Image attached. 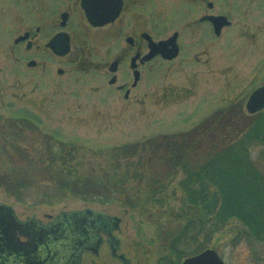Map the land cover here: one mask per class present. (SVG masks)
I'll return each mask as SVG.
<instances>
[{"label":"rangeland","instance_id":"rangeland-1","mask_svg":"<svg viewBox=\"0 0 264 264\" xmlns=\"http://www.w3.org/2000/svg\"><path fill=\"white\" fill-rule=\"evenodd\" d=\"M65 1L0 0V130L28 113L43 134L77 146L72 164L80 171L112 178L117 170L121 176L127 163L115 168L116 151L196 129L234 105L249 114L251 94L264 87V0H149L151 6L145 4L141 11L143 20L127 11L120 27L103 29L91 27L77 11L65 29L72 36L71 53L58 56L48 43L60 30ZM208 2L215 5L212 11ZM207 14L228 16L233 24L217 36L210 24L200 22ZM143 31L157 41L179 32L181 52L174 60L159 56L140 66L141 79L132 87L135 50L125 38ZM143 52H148L146 45ZM120 56L126 59L117 72L118 82L110 85L109 66ZM31 61L35 67L29 66ZM124 84L131 89L128 98L119 90ZM183 178L179 168L161 192V203L139 191L133 180L125 181L127 190L137 195L133 204L120 198L101 205L80 197L53 205L23 204L4 187L0 202L12 205L21 219L36 215L44 222L47 215L86 208L115 215L123 221L118 235L132 264H159L164 258L182 264L185 258L179 259L166 243L173 228L185 223ZM217 239L213 249L226 264H264V243L234 246L224 234ZM83 264L118 262L105 249L100 258L85 255Z\"/></svg>","mask_w":264,"mask_h":264},{"label":"trees","instance_id":"trees-1","mask_svg":"<svg viewBox=\"0 0 264 264\" xmlns=\"http://www.w3.org/2000/svg\"><path fill=\"white\" fill-rule=\"evenodd\" d=\"M19 117L0 130V187L17 201L53 205L80 197L105 205L122 198L133 204L137 195L125 185L133 180L161 203L167 181L181 168L185 223L166 243L179 259L217 249L219 234L234 246L264 243V110L250 115L234 105L196 129L124 147L113 161L118 169L127 163L125 172L118 176L116 170L112 178L80 171L72 164L75 144L43 134L28 113ZM159 264L175 263L164 258Z\"/></svg>","mask_w":264,"mask_h":264},{"label":"flooded vegetation","instance_id":"flooded-vegetation-1","mask_svg":"<svg viewBox=\"0 0 264 264\" xmlns=\"http://www.w3.org/2000/svg\"><path fill=\"white\" fill-rule=\"evenodd\" d=\"M148 1L149 0H66L67 7L62 10L60 14V30H58L55 35L61 32L67 33L70 37V46L72 50V36L65 29L68 27L73 13L80 11L88 24L95 29L114 26L120 27L123 22L122 17L127 11H131L135 14V20H143L142 16L144 13L141 11H143L145 4L151 6ZM59 5H61V2H58L55 8ZM214 8L215 5L212 9L208 7L211 11ZM87 12L101 14H113L118 12V16L115 20L106 25L96 27L91 24L87 18ZM64 15L67 16V20L66 24L63 26ZM209 15L215 14H207L204 17ZM204 17H202L200 22L208 23L213 28L210 22L203 21ZM40 30L41 29L38 27L37 32L39 33ZM144 34H148L154 41L159 42L147 31L141 32L137 35L138 37L136 35H130L125 38V42L129 45V48L135 50V55L131 58L130 62V69L133 75L136 70L140 71V66L146 65L159 57L156 56L149 62H142V58L150 51L149 41L144 37ZM174 34H178L177 42L179 44L180 33L175 32ZM129 38L132 39L130 42L128 41ZM145 45L148 48L147 53L143 52V47ZM71 50L69 53H71ZM137 56H139V58L136 60L135 66H133V59ZM117 59L120 60L121 65L126 58L125 56H120ZM122 86H124V88L122 90L119 88V90L125 91V94L129 92L130 95L131 89L128 88V85L124 84ZM46 217L48 219L47 222H44L35 215L26 217L25 219L19 217L20 221L26 222L25 225H19L10 220L7 211H2L0 213V225L2 227H8L12 231V234L15 235L12 240L8 242L0 239V264H74L77 263L76 261L73 262L74 256L79 253L80 261L78 264H83L85 255H89L92 258H100L102 251L105 249H109L111 258L118 262V264H127L128 257L126 253L122 251V240L120 235H118L122 232V219L119 222L115 221L111 218L115 216L111 214H106V217H92L90 215L62 216L61 212L55 216L47 215ZM0 235L4 236L5 232L0 233ZM20 243H23L25 247H23L22 250H15L13 247ZM6 245H8V247Z\"/></svg>","mask_w":264,"mask_h":264},{"label":"water","instance_id":"water-1","mask_svg":"<svg viewBox=\"0 0 264 264\" xmlns=\"http://www.w3.org/2000/svg\"><path fill=\"white\" fill-rule=\"evenodd\" d=\"M214 4L212 2L208 3L209 8H213ZM119 12V11H118ZM118 12L113 14H101V13H93L87 12V18L89 19L90 23L96 27L104 26L107 23L115 20L118 16ZM67 16L64 15V22L63 26L66 24ZM203 21H208L213 25L214 32L217 36H220L223 29L230 27L232 25V21L225 15H209L203 18ZM144 37L149 41V53L142 58V62H149L154 59L156 56H161L164 60H174L180 54V46L177 42L178 34H174L171 38L167 40H161L159 42L154 41L148 34H144ZM132 39L129 38L128 41L130 42ZM48 47L58 56H65L69 54L71 50L70 46V37L67 33L61 32L55 35L50 42L48 43ZM139 56L133 59V66H135L136 60ZM35 61H31L29 63L30 67L36 66ZM120 60H115L109 67V71L113 74H116L119 70ZM60 73H63V70H60ZM141 73L140 71L136 70L134 74V84L133 87H136L140 81ZM117 83V76L114 75L112 79L109 81L110 85H115ZM124 86L120 87L123 89ZM126 97H129V92H127ZM247 111L249 114H255L264 109V87L255 90L246 105ZM2 211H7L8 215L10 216V220L15 224L25 225L26 222H22L19 220V217L16 214V211L12 205L0 202V213ZM61 215H90L92 217H106V214L102 211H97L91 208H87L83 211L80 210H72V211H62ZM115 221H120L121 218L115 216L111 217ZM5 228V229H3ZM5 232L4 236L0 235V239L5 240L8 242L12 240L15 236L12 234V231L8 227H2L0 225V233ZM8 247V245H6ZM5 246V247H6ZM25 245L23 243L15 245L13 247L15 250H22ZM80 261V253L74 256L73 262ZM127 264H131V260H127ZM182 264H226L225 261L221 258L220 254L215 249H206L201 253L194 255L192 257L186 258Z\"/></svg>","mask_w":264,"mask_h":264}]
</instances>
